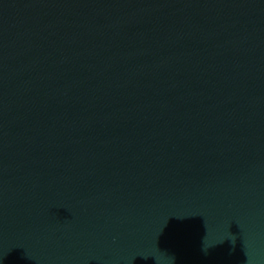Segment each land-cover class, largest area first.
Segmentation results:
<instances>
[{
	"label": "water",
	"instance_id": "95a60500",
	"mask_svg": "<svg viewBox=\"0 0 264 264\" xmlns=\"http://www.w3.org/2000/svg\"><path fill=\"white\" fill-rule=\"evenodd\" d=\"M0 264H264V0H0Z\"/></svg>",
	"mask_w": 264,
	"mask_h": 264
}]
</instances>
